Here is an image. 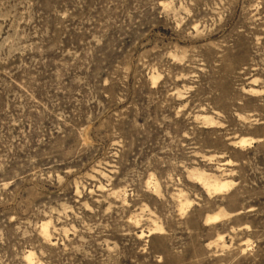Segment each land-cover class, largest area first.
Masks as SVG:
<instances>
[{"label": "rangeland", "instance_id": "rangeland-1", "mask_svg": "<svg viewBox=\"0 0 264 264\" xmlns=\"http://www.w3.org/2000/svg\"><path fill=\"white\" fill-rule=\"evenodd\" d=\"M0 264H264V0H0Z\"/></svg>", "mask_w": 264, "mask_h": 264}]
</instances>
